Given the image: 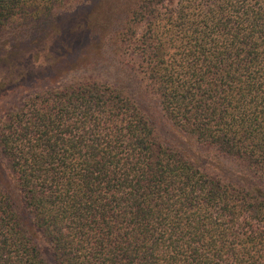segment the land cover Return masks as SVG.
<instances>
[{"label": "trees", "instance_id": "trees-1", "mask_svg": "<svg viewBox=\"0 0 264 264\" xmlns=\"http://www.w3.org/2000/svg\"><path fill=\"white\" fill-rule=\"evenodd\" d=\"M0 264H264V0H0Z\"/></svg>", "mask_w": 264, "mask_h": 264}]
</instances>
